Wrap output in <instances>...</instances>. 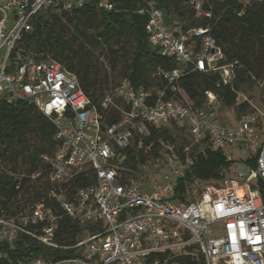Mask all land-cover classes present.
Here are the masks:
<instances>
[{"label":"built area","instance_id":"obj_1","mask_svg":"<svg viewBox=\"0 0 264 264\" xmlns=\"http://www.w3.org/2000/svg\"><path fill=\"white\" fill-rule=\"evenodd\" d=\"M251 1L237 0L242 5ZM89 3L104 10L114 6L110 0H0V97L28 99L52 123L55 149L44 157L51 182L92 178L71 195L52 192L61 215L42 203L25 213L0 215V239L12 242L24 234L55 254L36 256L31 264H168L177 255H192L191 246L204 264H264V114L240 115L234 124H225L215 114L216 98L210 92L206 105L194 107L167 99L164 90L135 87L128 79L93 100L56 60L16 56L11 61L22 36L33 30L37 13L45 8L71 11ZM191 4L198 15L209 16L199 0ZM139 13L147 15L149 44L175 63L163 72L169 82L187 68L216 72L223 84L232 81L234 66L222 62V49L208 27L175 33L151 2ZM170 123L182 128L197 150L189 144L178 149L159 138L156 160L165 155L167 169L147 186L124 167L126 151L131 147L150 153L153 143L145 145L149 128ZM234 142L252 152L255 165L238 168L235 177L219 186L204 184L194 201H179L175 187L190 170L194 153L223 151ZM62 216L92 230L62 243Z\"/></svg>","mask_w":264,"mask_h":264},{"label":"trees","instance_id":"obj_2","mask_svg":"<svg viewBox=\"0 0 264 264\" xmlns=\"http://www.w3.org/2000/svg\"><path fill=\"white\" fill-rule=\"evenodd\" d=\"M110 1L114 5L111 10L101 9L94 3L71 11L43 9L34 18L33 30L22 36L17 55L13 53L11 61L16 56L19 60L28 57L37 61L56 60L76 76L78 85L88 97L98 100L111 87H108L107 71L97 68L90 56L92 48H105L109 67L114 70L120 63L123 79H128L135 87L164 90L167 99L181 103H185V96L194 107L206 105L207 93L210 92L222 106L234 108L237 116L246 109L248 103L238 99L239 92L247 91L251 83L264 77V0H253L246 5L237 0H199L202 10L209 16L198 15L192 0ZM146 2L160 9L165 26L175 33L178 29L208 27L209 34L222 49V62L234 66L232 81L223 84L216 72L187 68L179 78L169 82L163 72L173 68L175 63L162 56L147 40V15L139 13ZM65 21L71 22L76 34L83 39L76 46H73L72 38L65 35ZM90 27L94 28V33L88 36L85 30ZM121 40L132 43L127 60L119 51ZM174 127L183 134L182 128L176 124ZM149 133L145 145L153 143L150 153L131 147L126 151L124 167L131 174L149 158L154 160L158 157L155 146L159 138L174 141L165 125L151 126ZM53 134L52 123L33 102L23 98L6 101L5 97H0V161H6L10 168L9 171L0 169V215L25 213L38 203L50 208L53 214L61 215L52 192L71 195L75 189L92 181L83 175L67 184L49 180L50 163L44 157L54 152L56 142ZM194 150H197V145H194ZM233 163L234 160L228 159L220 150L206 148L204 153L195 152L190 170L178 178L175 197L179 201L196 200L204 184L219 186L230 177ZM20 164L25 165L23 171ZM246 164L254 166L255 158H248ZM194 182L200 185L196 197L190 188ZM91 230L88 224H78L62 216L58 222V240L70 243ZM189 250H193L192 255H177L168 264H204L198 250L193 246ZM53 255L38 241L24 234H19L12 242L0 239V264H31L36 256Z\"/></svg>","mask_w":264,"mask_h":264},{"label":"rangeland","instance_id":"obj_3","mask_svg":"<svg viewBox=\"0 0 264 264\" xmlns=\"http://www.w3.org/2000/svg\"><path fill=\"white\" fill-rule=\"evenodd\" d=\"M85 33L90 36L94 33V28H87ZM65 35L72 38L73 46H76L78 42L83 41L81 36L76 34L73 25L69 21H65ZM121 48L119 51L123 53L124 59L127 60L128 56L132 49V43L129 40H121ZM113 47H117L114 45ZM105 48H92L91 59L93 63L97 66V68L105 69L108 73V87H112L120 82L124 74L119 71L120 63L116 67V69H112L109 67L107 62ZM48 55H50L48 53ZM184 102L189 103L185 96H183ZM238 99L240 101H247L248 106L246 109L241 112L240 115H245L249 113H256V114H264V77H262L257 82L251 83V86L248 88L247 91L239 92ZM212 106L217 115L219 121L225 124H234L238 117L236 111L232 107H225L222 106L217 100H212ZM168 128L173 135L174 144L176 147L180 148L184 145H191L194 149V142L191 137L186 134H182L179 130L175 129L174 124L170 123ZM262 141H264V137H262ZM223 154L228 158L234 160L230 168V176L235 177V172L239 167L246 166V160L251 158L252 152H250L244 144H240L239 142H234L229 144L223 149ZM165 156V155H164ZM160 155L161 158L157 160L149 158L147 163L141 165L138 170L132 174L133 177H137L138 179L142 180L145 185L150 186L156 181L160 179L162 174L167 169L166 167V157ZM163 160V162H162ZM0 169L9 171V165L5 161H0ZM25 169V165L20 164V170L23 171ZM192 193L194 196L198 194L200 189V185L197 182H194L190 185Z\"/></svg>","mask_w":264,"mask_h":264},{"label":"crops","instance_id":"obj_4","mask_svg":"<svg viewBox=\"0 0 264 264\" xmlns=\"http://www.w3.org/2000/svg\"><path fill=\"white\" fill-rule=\"evenodd\" d=\"M240 168V167H239Z\"/></svg>","mask_w":264,"mask_h":264}]
</instances>
